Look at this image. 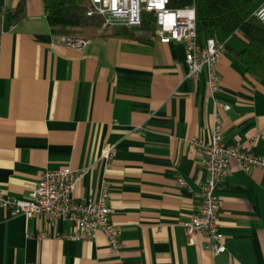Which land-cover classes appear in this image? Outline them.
I'll use <instances>...</instances> for the list:
<instances>
[{"label":"crops","instance_id":"obj_1","mask_svg":"<svg viewBox=\"0 0 264 264\" xmlns=\"http://www.w3.org/2000/svg\"><path fill=\"white\" fill-rule=\"evenodd\" d=\"M20 1L0 0V190L25 199L45 172L88 169L74 198L95 200L108 187L121 247L112 249L103 233L91 242L64 240L78 230L72 223L0 207V264H264L261 169L245 172L233 162L217 186L224 254L207 250L204 236L190 242L182 227L197 214L207 178L190 142H209L214 115L207 72L188 77L186 46L141 33L115 37L110 27L57 36L43 0H27L26 19L13 26ZM210 38L204 34L201 45ZM225 45L217 95L231 106L222 114L224 142L264 158V77L239 60L241 34ZM108 145L117 153L106 167L99 160Z\"/></svg>","mask_w":264,"mask_h":264},{"label":"built area","instance_id":"obj_2","mask_svg":"<svg viewBox=\"0 0 264 264\" xmlns=\"http://www.w3.org/2000/svg\"><path fill=\"white\" fill-rule=\"evenodd\" d=\"M90 9L88 17H102L105 26L110 28H140L143 14L154 15L157 35L162 44L182 43L187 48L186 62L188 77L197 79L202 72L208 75V88L214 99V115L209 142L194 139L190 142V151L199 150L202 165L207 178L199 182L196 194L197 214L183 224V229L190 242L196 236H204L206 249L214 256L226 252L224 235L219 223L220 201L217 186L224 178L232 174L231 164L237 163L245 172L251 169L264 171V158L244 149L240 144L224 142V125L222 114L231 110V106L222 103L217 95L220 92L218 75L219 63L226 51L225 43L215 38L207 39L202 46L197 33V16L195 7L171 9L169 0H88ZM253 17L264 25V5L259 7ZM73 46L82 47L83 40L70 39ZM117 153L116 145H108L102 152L100 162L108 166ZM89 170L62 169L45 172L40 182L31 189L25 199L7 197L0 190V207L10 210L14 215L23 214L27 218L38 215L47 216L53 223L70 222L78 230L60 238L74 241L91 242L98 233H103L109 246L118 250L121 247L120 230L112 220L109 206V189L105 185L97 199L88 202L77 201L74 191L85 178ZM184 186L182 178L178 180Z\"/></svg>","mask_w":264,"mask_h":264},{"label":"trees","instance_id":"obj_3","mask_svg":"<svg viewBox=\"0 0 264 264\" xmlns=\"http://www.w3.org/2000/svg\"><path fill=\"white\" fill-rule=\"evenodd\" d=\"M171 9L195 7L197 33L201 40L207 33H213L220 43H225L241 34L245 49L238 56L246 70L257 78L264 77V25L253 17L254 8L264 0H169ZM47 21L57 36L77 37L86 30H99L105 26L102 17H88V0H43ZM3 11H0V37L2 33ZM27 0H21L13 11V26L26 19ZM107 27V26H106ZM109 28V27H108ZM156 38L157 28L154 15L143 14L140 28L119 27L114 36L125 39Z\"/></svg>","mask_w":264,"mask_h":264},{"label":"rangeland","instance_id":"obj_4","mask_svg":"<svg viewBox=\"0 0 264 264\" xmlns=\"http://www.w3.org/2000/svg\"><path fill=\"white\" fill-rule=\"evenodd\" d=\"M109 28L108 27H106V26H103L101 29H99V30H93V29H90V30H86V31H84V32H82V33H80V35H78L77 37H79V36H86V35H88V36H92V35H97V34H99V32H101V31H106V30H108Z\"/></svg>","mask_w":264,"mask_h":264}]
</instances>
